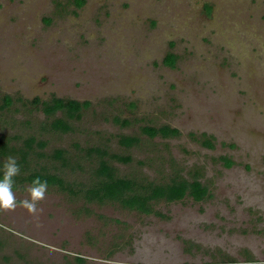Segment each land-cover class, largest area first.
Returning a JSON list of instances; mask_svg holds the SVG:
<instances>
[{
    "label": "rangeland",
    "instance_id": "obj_1",
    "mask_svg": "<svg viewBox=\"0 0 264 264\" xmlns=\"http://www.w3.org/2000/svg\"><path fill=\"white\" fill-rule=\"evenodd\" d=\"M71 1L0 0V95L14 98L0 109V139L43 141L29 169L74 190L94 182L100 157L87 148L98 147L131 157H105L121 176L162 183L200 170L209 195L158 201L159 217L48 187L38 214L0 211V264H264V0H85L76 12ZM53 96L90 102L67 133L26 101ZM163 124L180 135L141 132ZM203 132L214 148L190 136ZM121 134L140 142L124 148ZM16 183L27 198L29 184Z\"/></svg>",
    "mask_w": 264,
    "mask_h": 264
},
{
    "label": "trees",
    "instance_id": "obj_2",
    "mask_svg": "<svg viewBox=\"0 0 264 264\" xmlns=\"http://www.w3.org/2000/svg\"><path fill=\"white\" fill-rule=\"evenodd\" d=\"M71 3L74 5L76 12V9L82 7L85 0H72ZM176 61L177 55L171 51L164 58V64L169 67L174 68ZM13 99L8 94L0 95V109L9 107L14 101ZM18 100L21 101L22 99L18 98ZM26 101L28 103L39 104L41 112L45 117L50 119V123L48 124L49 129L59 133L71 131L73 129L71 121L78 120L82 115V111L90 105L89 101H79L56 96L51 97L49 100H40L38 97H34ZM58 113L61 115L57 116ZM114 118L115 122L123 127L129 124V120L127 119ZM141 132L150 139L156 137L169 139L180 135L179 129L166 124L160 126L144 125L141 127ZM190 136L208 149H212L215 146L214 137L204 132L200 136L190 133ZM117 140L124 148H131L140 142V138L136 135L121 134ZM34 145L41 149L45 144L43 141H37L34 137L30 136L24 139L25 148L15 149V147L9 145L8 138L0 139V158H7L16 154L19 156L16 159L20 164L21 172L15 178L18 183L26 182L30 185L33 178L40 176L42 179H47L49 187L56 186L61 191L75 193V195L81 193L87 202H117L123 208L135 210L146 215L154 214L159 217L165 216L153 208V204L158 201L172 203L190 198L195 202H201L209 195L208 186L201 181L202 173L200 170L191 171L189 178L182 175L179 170L175 171L168 181L162 183L147 181L134 176H121L118 175L116 169L108 163L105 157L123 163L131 161V157L114 153L108 155L107 151L101 150L98 147L87 148V152L90 154L95 153L100 157L98 165L93 171L94 182L89 186H81V188L78 187L74 190L70 183L46 167L29 169V155L34 150ZM65 155L66 151L64 149H55L52 153V157L55 160H61L64 164H66ZM218 160L227 168L234 164V161L227 156H220ZM2 175V166H0V178H2ZM15 187H17V183H15ZM77 260L83 261L82 257H77Z\"/></svg>",
    "mask_w": 264,
    "mask_h": 264
},
{
    "label": "clouds",
    "instance_id": "obj_3",
    "mask_svg": "<svg viewBox=\"0 0 264 264\" xmlns=\"http://www.w3.org/2000/svg\"><path fill=\"white\" fill-rule=\"evenodd\" d=\"M3 175L0 178V211H14L17 207L25 208L30 214L36 215L42 209L38 205L45 199L48 191L49 183L47 179H42L36 176L32 179L26 191L27 198L17 200L14 187L15 178L20 175L21 167L17 159L13 156H8L2 164Z\"/></svg>",
    "mask_w": 264,
    "mask_h": 264
}]
</instances>
